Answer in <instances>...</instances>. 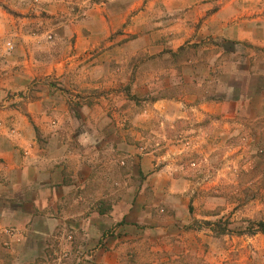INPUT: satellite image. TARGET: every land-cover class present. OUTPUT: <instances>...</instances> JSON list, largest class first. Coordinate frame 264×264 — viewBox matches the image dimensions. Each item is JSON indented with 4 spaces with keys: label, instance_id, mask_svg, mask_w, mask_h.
Instances as JSON below:
<instances>
[{
    "label": "rangeland",
    "instance_id": "obj_1",
    "mask_svg": "<svg viewBox=\"0 0 264 264\" xmlns=\"http://www.w3.org/2000/svg\"><path fill=\"white\" fill-rule=\"evenodd\" d=\"M56 1L58 21L45 16L38 30L43 64L102 63L98 75L116 73L127 87L122 103L110 105L119 129L103 138L107 148L83 194L84 208L101 229L92 231L87 248L60 232L50 263L39 264H264V99L227 102L241 95L243 79L230 75L226 56L213 72L210 55L173 52L153 38L152 21L183 16L185 0ZM8 44L14 48L6 55L15 51ZM211 75L225 100L218 122L202 117L164 127V109L193 111L185 108L187 93L189 99L192 93L201 100L199 95H209V86L187 89L180 82L210 83ZM135 83L136 91L130 87ZM255 83L250 78L249 96ZM181 95L183 107L163 105L164 97ZM86 98L77 92L73 104L81 107ZM148 112L155 117L147 118ZM76 116L82 132L97 125L79 110ZM187 124L195 130H186ZM62 157L67 168L76 167L71 153Z\"/></svg>",
    "mask_w": 264,
    "mask_h": 264
},
{
    "label": "crops",
    "instance_id": "obj_2",
    "mask_svg": "<svg viewBox=\"0 0 264 264\" xmlns=\"http://www.w3.org/2000/svg\"><path fill=\"white\" fill-rule=\"evenodd\" d=\"M183 8V16L152 21L153 38L166 41L173 52L186 48L210 55L213 72L219 71L220 58L226 56L230 75L243 79L241 95L227 102L263 100L264 0H185ZM45 16L49 22L58 21V1L0 0V264L50 263L60 232H69L75 245L90 246L92 231H100L101 224L96 226L84 208L85 185L107 148L103 138L119 129L113 122L119 114L110 105L122 103V89L127 87L116 73L113 78L98 75L97 70L105 69L102 63L43 64V36L38 30ZM7 41L15 44L10 55L5 54ZM252 77L256 83L249 96ZM213 78L210 83L180 82L187 89L209 86L208 96L199 95L202 100L193 93L190 99L187 93V102L182 95L164 97V106L183 107L186 102L185 108L193 110L164 109V127L202 117L217 123L219 105L225 100L219 98ZM152 86L147 87L151 93ZM130 87L138 89L136 83ZM77 92L88 97V103L76 107ZM76 110L89 121L96 119L97 125L85 132L76 129ZM237 115L236 111L229 118ZM149 116L155 114L148 112ZM185 129L195 130L189 124ZM66 152L76 159L73 171L62 163Z\"/></svg>",
    "mask_w": 264,
    "mask_h": 264
},
{
    "label": "built area",
    "instance_id": "obj_3",
    "mask_svg": "<svg viewBox=\"0 0 264 264\" xmlns=\"http://www.w3.org/2000/svg\"><path fill=\"white\" fill-rule=\"evenodd\" d=\"M13 48L14 47H13L12 44H8L6 49H7L8 52H11L13 50Z\"/></svg>",
    "mask_w": 264,
    "mask_h": 264
},
{
    "label": "trees",
    "instance_id": "obj_4",
    "mask_svg": "<svg viewBox=\"0 0 264 264\" xmlns=\"http://www.w3.org/2000/svg\"><path fill=\"white\" fill-rule=\"evenodd\" d=\"M261 225V227L262 228H260L261 229V231L264 233V224L262 223V224H260Z\"/></svg>",
    "mask_w": 264,
    "mask_h": 264
}]
</instances>
